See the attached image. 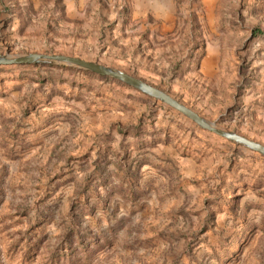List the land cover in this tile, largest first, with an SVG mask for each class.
I'll list each match as a JSON object with an SVG mask.
<instances>
[{"label": "rangeland", "instance_id": "obj_1", "mask_svg": "<svg viewBox=\"0 0 264 264\" xmlns=\"http://www.w3.org/2000/svg\"><path fill=\"white\" fill-rule=\"evenodd\" d=\"M27 54L264 145V0H0V56ZM0 264H264V157L93 73L0 67Z\"/></svg>", "mask_w": 264, "mask_h": 264}, {"label": "water", "instance_id": "obj_2", "mask_svg": "<svg viewBox=\"0 0 264 264\" xmlns=\"http://www.w3.org/2000/svg\"><path fill=\"white\" fill-rule=\"evenodd\" d=\"M66 66L77 68L83 71L93 73L102 77L113 79L127 87H130L143 95L153 98L176 112L180 113L186 119L196 124L202 130L210 132L229 142L242 146L252 152L264 157V145L249 140L234 132L220 129L214 123L208 122L198 114L180 104L168 94L156 89L147 83L132 77L124 72L116 69L108 68L97 63L85 61L79 58L64 55H46V54H27V55H5L0 56V67L5 66Z\"/></svg>", "mask_w": 264, "mask_h": 264}, {"label": "trees", "instance_id": "obj_3", "mask_svg": "<svg viewBox=\"0 0 264 264\" xmlns=\"http://www.w3.org/2000/svg\"><path fill=\"white\" fill-rule=\"evenodd\" d=\"M19 66H32V65H19ZM36 67H38V66H36ZM99 76V75H98ZM100 77H102V76H100ZM102 78H107V77H102ZM107 79H110V78H107ZM110 80H113V79H110ZM113 81H115V80H113ZM115 82H117V81H115ZM117 83H119V82H117ZM119 84H121V83H119ZM130 88V87H129Z\"/></svg>", "mask_w": 264, "mask_h": 264}]
</instances>
